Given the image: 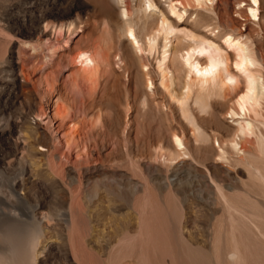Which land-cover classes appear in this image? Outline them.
Returning a JSON list of instances; mask_svg holds the SVG:
<instances>
[{
	"label": "bare ground",
	"instance_id": "6f19581e",
	"mask_svg": "<svg viewBox=\"0 0 264 264\" xmlns=\"http://www.w3.org/2000/svg\"><path fill=\"white\" fill-rule=\"evenodd\" d=\"M140 1L144 17L147 10L150 16L157 14L154 0ZM191 1L195 7L212 12L218 0ZM114 2L123 3L124 18L108 12L115 23L120 47L115 50L112 45L111 49L130 76L124 87L125 95L119 92L117 79L109 83L114 93H120L116 99L119 107L99 102L103 99L99 89L113 70L112 61L108 46L91 40L70 57V63L78 68L61 83L57 78L59 64L33 82V71H21L26 85H30L26 88L44 99L35 111L31 131L25 135L28 140L25 147L41 161L45 159L53 177L66 179L70 215L83 208L75 201L74 192L82 191L83 184H86L83 197L103 200L104 190L132 209L138 219L139 234L136 242L130 243H198L190 234L185 238L179 224L186 210L184 183H193L192 174L197 173L205 183L197 182L200 188L202 184L204 187L198 189L195 197L209 199L207 208L217 219L211 239L215 243V258L221 259V264H264V109H259L264 101L263 53L257 52L259 48L249 35L220 33L219 29L216 35L213 26L205 34L194 28L193 25L205 28L208 24L197 15L189 24L184 18L187 9L182 0H168L169 10H159L160 22L151 31L149 27L153 24L141 22L142 15L138 19L132 17L126 0ZM241 2L248 7L251 18H257L259 23L264 21V0H238L237 4ZM242 13L238 11L241 16ZM229 17L227 22H232ZM145 54L154 55L155 69L144 70L149 65ZM67 89L79 94L78 106ZM133 109L138 118L155 110L165 119V125L159 121L151 127L139 119L140 130L134 131ZM107 119L115 126L122 120L119 132L115 130L110 135V143L102 129ZM112 153H115L113 160L131 155L134 161L131 176L140 180H134L126 172H109L104 163ZM140 160L146 162L145 170L151 177L148 181L142 178ZM71 222L74 223L73 219ZM6 238L8 243H28L20 233L8 234ZM144 247L140 252L145 260L142 264H151ZM233 254L236 258L230 260ZM33 255L32 244L13 246L0 257V264H32ZM163 255L168 264H204L199 251L188 248L181 253L167 249Z\"/></svg>",
	"mask_w": 264,
	"mask_h": 264
},
{
	"label": "rangeland",
	"instance_id": "374dc122",
	"mask_svg": "<svg viewBox=\"0 0 264 264\" xmlns=\"http://www.w3.org/2000/svg\"><path fill=\"white\" fill-rule=\"evenodd\" d=\"M154 1L158 6L154 9L157 14L150 16L147 10L148 13L144 17L140 11V0H126L134 19L142 15L141 22L144 20L147 24H153L152 26L148 24L149 31L154 30L152 27L155 28L156 22L158 23L159 10H169L168 0ZM182 1L187 9L184 18L189 24L192 25L195 15L208 24L205 28L193 25L194 28L202 30L205 34H209L213 26L216 27L214 32L216 35L218 29L220 33L249 35L254 46L259 48L257 52L263 53L264 56V21L259 23L257 18H251L245 3L237 4L238 0H218L212 12H209L200 6L195 7L191 0ZM122 8L123 3H116L114 0H0V257L8 253L13 246L21 248L32 244L34 250L32 264H142L145 260L140 252L141 247L145 246L144 250L149 253L151 264H168V258L163 255L164 250L170 249L181 253L185 248L192 252L199 251L204 264H221V259L217 260L214 256L215 243H211L217 219L211 216L207 208L209 199L195 197L200 188L197 182L203 180L205 183L201 176L196 175L197 173L192 174L194 184L184 183L186 210L179 224L182 228L180 233L185 238L190 234L198 243H130L136 242L139 234L138 219L132 209H127L123 201L104 190L101 191L103 200L83 197L86 188V184H83L82 191H74L75 201H79L83 208L74 213L75 217H73L68 212L70 197L66 179L63 181L58 176L53 177L48 172L45 159H42V162L28 147H25L28 142L25 135L31 131V122L44 99L26 88L30 85H26L22 72L33 71L31 77L33 82L40 74L49 73L53 70L52 66L59 64L57 78L61 83L68 73L78 68L70 63V57L78 50L84 49L91 40H99L102 46L109 48L113 69L109 76L107 75L109 78H104L107 84L99 89L101 90L99 94L103 98L99 102L102 105L115 106L119 94L125 95L124 87L130 76L122 68V63L116 55L115 50L120 47L115 34V23L108 16V12L113 11L118 17L124 18ZM239 10L243 11V16L238 14ZM227 17L232 19V22H227ZM59 27H61L60 31ZM138 30L142 34L141 26H138ZM112 45L114 51L111 49ZM145 55L149 65L144 67V70L148 67L155 69L157 61L154 55ZM262 74L264 75V68ZM114 79L119 81L120 93H114L116 91L110 88L109 83L115 82ZM67 87L70 89V86ZM70 92V96L75 97L78 106L79 94L75 91ZM260 108L264 109V101L261 102ZM96 111L95 108L94 115ZM132 111L135 116L136 110ZM145 115V117L141 116L143 120L141 117H134L133 130H140V120L151 127L159 121L162 126L165 125V119L156 114L155 110ZM107 121L102 129L109 141L115 130L119 132L122 120H118L116 126L111 124L112 121L108 119ZM113 155L115 153H112L110 160L104 163L107 170L126 172L131 176L134 166L132 156L124 155L122 160H113L115 158ZM140 163L143 180H150L151 177L145 170L146 162L140 160ZM131 178L140 180L134 175ZM72 219L74 223L71 222ZM169 225L172 227V224ZM176 232L177 230L174 233ZM16 233H20L28 243H8L6 236Z\"/></svg>",
	"mask_w": 264,
	"mask_h": 264
},
{
	"label": "clouds",
	"instance_id": "9594fccd",
	"mask_svg": "<svg viewBox=\"0 0 264 264\" xmlns=\"http://www.w3.org/2000/svg\"><path fill=\"white\" fill-rule=\"evenodd\" d=\"M235 258H236V257H235V254L229 256V259H230V260H234Z\"/></svg>",
	"mask_w": 264,
	"mask_h": 264
}]
</instances>
